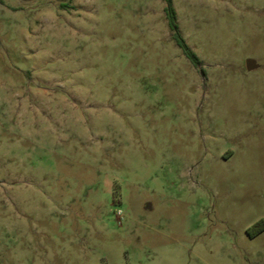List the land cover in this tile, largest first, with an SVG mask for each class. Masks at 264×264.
<instances>
[{
	"label": "rangeland",
	"instance_id": "374dc122",
	"mask_svg": "<svg viewBox=\"0 0 264 264\" xmlns=\"http://www.w3.org/2000/svg\"><path fill=\"white\" fill-rule=\"evenodd\" d=\"M165 5L0 3V264H264V0Z\"/></svg>",
	"mask_w": 264,
	"mask_h": 264
},
{
	"label": "trees",
	"instance_id": "16d2710c",
	"mask_svg": "<svg viewBox=\"0 0 264 264\" xmlns=\"http://www.w3.org/2000/svg\"><path fill=\"white\" fill-rule=\"evenodd\" d=\"M165 1V16L168 21V26L171 29V31L174 32V39L178 45L179 48L182 49L184 55L187 57V59L193 63L195 66H198L201 61L198 58V56L190 49V47L187 45L185 40L182 38V36L179 33V27L177 23V14L173 6V0H164ZM0 3H2V0H0ZM252 229L256 230V234L264 231V221L256 223Z\"/></svg>",
	"mask_w": 264,
	"mask_h": 264
},
{
	"label": "water",
	"instance_id": "95a60500",
	"mask_svg": "<svg viewBox=\"0 0 264 264\" xmlns=\"http://www.w3.org/2000/svg\"><path fill=\"white\" fill-rule=\"evenodd\" d=\"M258 67V65H257V63L254 61V60H247V69L249 70V71H251V70H253V69H255V68H257Z\"/></svg>",
	"mask_w": 264,
	"mask_h": 264
}]
</instances>
